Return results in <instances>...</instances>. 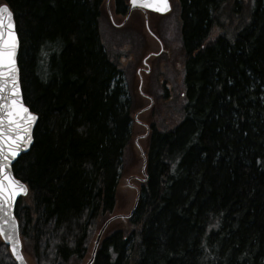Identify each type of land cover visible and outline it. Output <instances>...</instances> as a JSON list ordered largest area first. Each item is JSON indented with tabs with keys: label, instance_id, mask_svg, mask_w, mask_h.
Listing matches in <instances>:
<instances>
[{
	"label": "trees",
	"instance_id": "16d2710c",
	"mask_svg": "<svg viewBox=\"0 0 264 264\" xmlns=\"http://www.w3.org/2000/svg\"><path fill=\"white\" fill-rule=\"evenodd\" d=\"M1 2L38 115L32 148L13 165L29 186L15 208L29 264H85L104 222L132 210L106 226L92 264H264V0L175 3L179 116L169 128L153 118L149 131L139 120L138 155L103 0ZM0 264H17L1 240Z\"/></svg>",
	"mask_w": 264,
	"mask_h": 264
},
{
	"label": "rangeland",
	"instance_id": "374dc122",
	"mask_svg": "<svg viewBox=\"0 0 264 264\" xmlns=\"http://www.w3.org/2000/svg\"><path fill=\"white\" fill-rule=\"evenodd\" d=\"M124 2L127 3L128 0H124ZM169 2L171 10L165 15H160L158 16L159 18H148L147 22H145L143 17L131 18L128 24H126L127 19L133 12H130L128 16L126 11L120 15L116 11L114 0H103L102 2L100 27L103 42L110 52L114 50L116 53H122L119 61L122 64L124 73L122 72L115 81L119 82V85L123 87L124 98L128 99L133 106V139L131 140L129 152L135 155H138L136 153V145L139 141V135L144 132L142 127L138 125L139 120L142 119L141 124L148 131L150 130L148 122H151L153 118H159V122L161 120L169 128L175 124L179 116L178 110L180 109L181 99L176 98L177 100L170 102V95L174 88L177 91L181 86L182 63L175 62L176 60L174 59V56L182 55L180 20L178 19V9L175 4H178V0H169ZM112 14L114 15V20L112 19ZM154 34H157L165 47L161 48V51L158 52L160 53L159 56L152 60L150 73L141 71L144 77L143 84L140 85L138 73L143 67V60L147 52L154 48L150 40V37ZM216 35L217 31L213 30L210 38H214ZM128 40L132 41V45H128ZM180 61H183V59ZM164 77L170 81H167ZM141 90L145 92L146 101L142 99ZM148 101L149 107L153 106L150 111L145 112L141 116L139 110L148 106ZM139 167L140 165L134 168V175L138 174L137 168ZM126 190L129 194L133 193V190L129 189V192L128 189ZM117 213L115 215L126 214L122 211Z\"/></svg>",
	"mask_w": 264,
	"mask_h": 264
},
{
	"label": "snow or ice",
	"instance_id": "6c2138e0",
	"mask_svg": "<svg viewBox=\"0 0 264 264\" xmlns=\"http://www.w3.org/2000/svg\"><path fill=\"white\" fill-rule=\"evenodd\" d=\"M132 2L135 4L137 0ZM156 3L160 5V11L168 7V0H156ZM145 6L154 7L155 4L145 0ZM14 27L12 11L6 4L0 5V67L7 69L6 73L0 71V219L7 225L8 217H11L13 231L16 229L15 217L11 213L13 202L19 194H26L28 189L12 175L11 160L27 148L31 141V125L37 119L23 103L18 88ZM5 239L13 237L6 235Z\"/></svg>",
	"mask_w": 264,
	"mask_h": 264
},
{
	"label": "water",
	"instance_id": "95a60500",
	"mask_svg": "<svg viewBox=\"0 0 264 264\" xmlns=\"http://www.w3.org/2000/svg\"><path fill=\"white\" fill-rule=\"evenodd\" d=\"M147 2L154 3L155 6L154 7H147V6H145V0H137V2L135 4H133L132 0H130V5L133 8L135 6H141V7H144V9H148V10H151V11H154V12H157V13H160V14H166V13H168L171 10V5H170L169 0H168V7L164 11L158 10V8L160 7V5L158 3H156V0H147ZM5 4L6 3H2L0 5H5ZM8 8L10 9L9 6H8ZM13 21H14V26H15L14 27V30H15L16 37H17V47H16V54H15V61H16V69H17V71H16L15 75H16V78L18 80V88H19V91H20V95L22 97L23 103L26 105V103L24 102L22 88H21V83H20V72H19V66H18V54H19V45H20V42H19L17 30H16V24H15V20H14V15H13ZM0 71H4L6 73L7 69H6V67H0ZM27 107L29 108V106H27ZM29 110L31 111L30 108H29ZM31 112L34 113L33 111H31ZM34 114L36 115L37 119L31 125V129H30V131H31V141L28 144L27 148H23L18 153V155L14 159L11 160V171H12V175L16 179H19V178H17L15 176L14 172H13V165L15 164V162L18 160V158L21 155L26 154V153H28L31 150L32 145H33V142H34L33 132H34V129H35L36 124L38 122V115L36 113H34ZM19 180H21V179H19ZM21 182L27 186L28 191H27L26 194H19L16 197V199L14 200L13 206L11 208V213L15 217L16 229H15V231L12 230V220H11V217H8V221L9 222H8L7 225H4L3 224V220L0 219V239L3 241V243H5L8 246L9 251H10V254L14 258V260L16 261L17 264H28V257L26 255V253L24 252V248H23V245H22L21 237H20V228H19L18 218L15 215V207H16V204H17L18 200L21 197H26L28 195V193H29V186H28V184L26 182H24L23 180H21ZM132 214H133V210L129 214L115 215V216L109 218L108 220H106L104 222L103 226L101 227L100 231L97 234V237H96V240H95V243H94V248H93V252H92L91 258L85 264H92L94 255H95V253L97 251V247H98V244H99V240H100V238L102 236V233L105 230L106 226L109 224V222L112 221L113 219L117 218V217H120V218H122V219H124L126 221V219L129 218ZM6 235H11L13 237V239H11V240L5 239V236ZM13 247H15V251H13Z\"/></svg>",
	"mask_w": 264,
	"mask_h": 264
},
{
	"label": "flooded vegetation",
	"instance_id": "af4514ba",
	"mask_svg": "<svg viewBox=\"0 0 264 264\" xmlns=\"http://www.w3.org/2000/svg\"><path fill=\"white\" fill-rule=\"evenodd\" d=\"M114 4H115L116 11H117V8H118L117 7V0H114ZM125 7H126V9H125L126 15L128 14V12H133L132 18L136 19V17H138V18L143 17L145 19V22H147L148 18H153V17L159 18L158 16L161 15L159 13L144 9V7H141V6H135L133 8L130 5V0H128L127 3L125 2ZM121 14H123V13H120V15ZM113 18H114V16H112V19ZM126 24H127V22H126ZM150 40H151V44H152V46H154V48H151V50L149 52H147V55L145 56V58L143 60V67H141V69L138 73L139 78H140V82H141L140 85L143 84V77H144V74L141 73V71H145L146 73H150V71L152 70V62H153L152 60L157 58L160 54L158 52L161 51V48L165 47V45L161 42V39L157 36V34L152 35V37H150ZM150 61H151V65H150ZM141 95L144 99H146L145 92L143 90H141ZM148 108H149L148 106H145L143 109H148Z\"/></svg>",
	"mask_w": 264,
	"mask_h": 264
}]
</instances>
